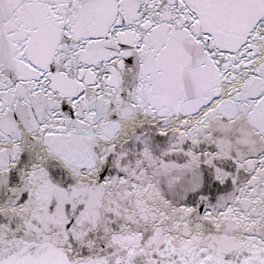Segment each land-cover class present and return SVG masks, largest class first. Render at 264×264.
Returning a JSON list of instances; mask_svg holds the SVG:
<instances>
[{"label": "snow or ice", "instance_id": "6c2138e0", "mask_svg": "<svg viewBox=\"0 0 264 264\" xmlns=\"http://www.w3.org/2000/svg\"><path fill=\"white\" fill-rule=\"evenodd\" d=\"M0 264H264V0H0Z\"/></svg>", "mask_w": 264, "mask_h": 264}]
</instances>
